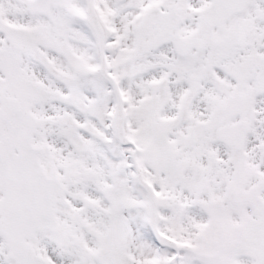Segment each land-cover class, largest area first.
<instances>
[{"label":"snow or ice","instance_id":"snow-or-ice-1","mask_svg":"<svg viewBox=\"0 0 264 264\" xmlns=\"http://www.w3.org/2000/svg\"><path fill=\"white\" fill-rule=\"evenodd\" d=\"M0 264H264V0H0Z\"/></svg>","mask_w":264,"mask_h":264}]
</instances>
